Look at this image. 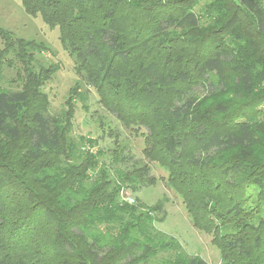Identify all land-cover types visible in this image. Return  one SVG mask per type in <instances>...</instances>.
<instances>
[{
	"label": "trees",
	"instance_id": "16d2710c",
	"mask_svg": "<svg viewBox=\"0 0 264 264\" xmlns=\"http://www.w3.org/2000/svg\"><path fill=\"white\" fill-rule=\"evenodd\" d=\"M179 1L22 0L59 29L99 102L148 131L146 160L115 148L107 161L95 138L73 134L72 104L50 114L43 85L55 68L36 71L28 57L40 46L0 24V78L11 53L26 75L22 88L0 85V264H208L157 227L161 202L127 200L156 183L151 162L167 166L221 264H264V216L245 204L248 184L264 200V163H213L226 150L264 151V120L255 117L264 101V0H206L202 12L193 7L201 0ZM97 5L90 20L84 12Z\"/></svg>",
	"mask_w": 264,
	"mask_h": 264
},
{
	"label": "rangeland",
	"instance_id": "374dc122",
	"mask_svg": "<svg viewBox=\"0 0 264 264\" xmlns=\"http://www.w3.org/2000/svg\"><path fill=\"white\" fill-rule=\"evenodd\" d=\"M171 1L174 2L173 4H180L179 0ZM205 1L201 0L193 6L197 12H202L205 8ZM100 5L102 6L101 3ZM100 7L97 5L84 13L91 20L94 15H98ZM0 24L14 32L16 36L24 37L40 46V51L30 52L28 57L30 66L36 71L41 67L55 68L51 78L43 85V91L50 102L48 107L50 114L64 115L72 104L74 107L73 134L95 138L98 144L93 147V150H104L107 153L104 157L107 161L110 156L108 152L115 148L131 153L135 158L146 160L143 152L146 145L143 134L148 131L145 128L138 130L132 126H125L113 112L99 102L100 95L96 89L88 84L74 68L75 59L64 49L57 27H50L41 16L28 14L23 7L22 0H0ZM177 32L184 33L182 30ZM3 43L0 38V49L4 47ZM8 58L12 67L5 65L0 85L11 89L22 88L26 82L25 65L14 53L9 54ZM125 75L126 72H123V76ZM200 94L204 95L206 92L200 90ZM124 96L130 99L125 93L122 97ZM70 100L72 102H69ZM255 117L256 120H264V101L258 106ZM215 158L218 161L213 163L219 164L217 167L221 168L231 164L234 159L262 164L264 163V151L259 146L244 151L233 149L216 153ZM150 165L151 175L156 177V183L142 187L137 192L129 191V193L150 206L161 202L164 205L166 218L156 223L157 227L178 238L190 254L201 256L208 264H221L222 256L218 247L212 243L213 235L194 227L183 197L169 183L170 173L167 166L158 162H151ZM245 189V198H247L245 204L254 206L258 204L259 212L255 215L264 216V200L259 195V190L252 184L246 185ZM27 241L28 239L24 238V242Z\"/></svg>",
	"mask_w": 264,
	"mask_h": 264
},
{
	"label": "built area",
	"instance_id": "2783aa9c",
	"mask_svg": "<svg viewBox=\"0 0 264 264\" xmlns=\"http://www.w3.org/2000/svg\"><path fill=\"white\" fill-rule=\"evenodd\" d=\"M127 200H128L129 202H131V203H135V202H136L135 197L132 196V195H128V196H127Z\"/></svg>",
	"mask_w": 264,
	"mask_h": 264
}]
</instances>
